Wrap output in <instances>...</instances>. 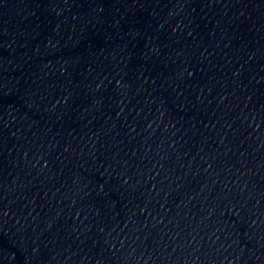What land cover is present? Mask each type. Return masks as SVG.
<instances>
[{
    "label": "water",
    "instance_id": "obj_1",
    "mask_svg": "<svg viewBox=\"0 0 264 264\" xmlns=\"http://www.w3.org/2000/svg\"><path fill=\"white\" fill-rule=\"evenodd\" d=\"M0 264H264V0H0Z\"/></svg>",
    "mask_w": 264,
    "mask_h": 264
}]
</instances>
